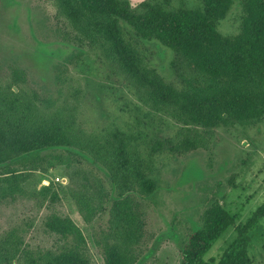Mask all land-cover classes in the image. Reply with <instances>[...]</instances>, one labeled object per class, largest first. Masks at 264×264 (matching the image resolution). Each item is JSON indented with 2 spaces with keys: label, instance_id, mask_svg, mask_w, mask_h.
I'll return each instance as SVG.
<instances>
[{
  "label": "rangeland",
  "instance_id": "374dc122",
  "mask_svg": "<svg viewBox=\"0 0 264 264\" xmlns=\"http://www.w3.org/2000/svg\"><path fill=\"white\" fill-rule=\"evenodd\" d=\"M242 9V0H234L218 31L235 34ZM120 23L150 73L180 91L203 84L188 59L154 40H140ZM97 45L71 24L56 0H0V100L14 90L30 122L58 119L90 140L86 151L44 150L42 168L19 182L14 196L0 199V249L14 264L65 248L80 250L89 264H105L114 206L123 199V211L134 221L129 264H181L182 244L201 227L211 204L229 209L238 224L263 202L264 118L213 127L188 122L154 102ZM119 131L127 135V153L154 180L152 193L132 183L127 188L106 166L105 153L96 154L101 145L117 144ZM52 215L70 218L79 234L48 231L44 221ZM253 232L251 264H264V219ZM235 234L228 228L211 254L222 252Z\"/></svg>",
  "mask_w": 264,
  "mask_h": 264
},
{
  "label": "trees",
  "instance_id": "16d2710c",
  "mask_svg": "<svg viewBox=\"0 0 264 264\" xmlns=\"http://www.w3.org/2000/svg\"><path fill=\"white\" fill-rule=\"evenodd\" d=\"M56 1L66 18L91 44H98L154 102L172 107L186 121L213 127L229 120L250 124L264 118V0H242L238 31L230 35H223L217 26L234 0H197L195 6L190 5L191 0ZM120 22L133 29L140 40H154L188 59L202 75L203 84L180 91L150 73L143 65L136 42L124 36ZM3 95L0 199L14 196L19 192V182L42 168L44 150L68 147L81 152L86 151L90 142L86 135L61 120L39 118L30 122L17 93L9 90ZM114 140L117 144L101 145L96 154L105 153L106 166L119 175L127 188L132 183L140 192L152 193L155 182L146 167L127 153V135L119 131ZM122 202L123 199L114 206V237L104 243L105 264H129L126 250L134 221L123 211ZM262 219L264 200L245 223L238 224L237 215L229 209L218 202L211 204L203 213L201 227L186 236L181 247V264H251L253 230ZM44 224L48 231L61 237L77 231L68 217L52 215ZM230 227L234 228L235 236L222 252L212 255L213 245ZM12 258L0 249V264H14ZM25 264H89V260L80 250L65 248L59 252L46 251Z\"/></svg>",
  "mask_w": 264,
  "mask_h": 264
},
{
  "label": "crops",
  "instance_id": "0c3cea01",
  "mask_svg": "<svg viewBox=\"0 0 264 264\" xmlns=\"http://www.w3.org/2000/svg\"><path fill=\"white\" fill-rule=\"evenodd\" d=\"M132 1L137 2V1H140V0H132Z\"/></svg>",
  "mask_w": 264,
  "mask_h": 264
}]
</instances>
